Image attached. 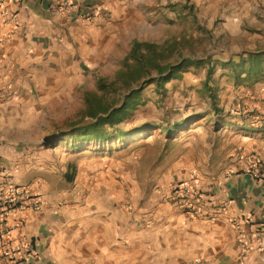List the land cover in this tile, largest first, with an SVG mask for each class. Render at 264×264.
<instances>
[{
	"label": "crops",
	"instance_id": "1",
	"mask_svg": "<svg viewBox=\"0 0 264 264\" xmlns=\"http://www.w3.org/2000/svg\"><path fill=\"white\" fill-rule=\"evenodd\" d=\"M151 2L75 0L63 15L49 0L0 5V171L42 200L38 210L25 207L9 217L8 239L34 249L27 264H264V242L259 245L257 236L264 232V179L245 171L253 155L264 162V128L242 129L231 116L224 119L232 101L264 99V76L246 72L236 88L226 87L233 99L222 100L219 112H212L220 117L219 140L192 134L168 157L158 155L157 180L151 189L152 179L147 181L140 202L124 195L131 187L127 182L116 189L114 175L120 171L108 157H80L59 169L48 162L46 141L81 95L84 81L97 76L112 52L126 46L127 53L133 39L148 41L132 39L131 32L151 27L146 10ZM230 2L234 8L218 33L226 44L216 50L239 53L221 61L247 68L250 55L264 52V17L256 13V0ZM124 166L135 170L132 162ZM192 170L222 204L212 218L185 213L163 198ZM120 174L130 176L125 169ZM246 214L254 216V224L243 227L250 251L240 263L241 239L231 219Z\"/></svg>",
	"mask_w": 264,
	"mask_h": 264
},
{
	"label": "rangeland",
	"instance_id": "2",
	"mask_svg": "<svg viewBox=\"0 0 264 264\" xmlns=\"http://www.w3.org/2000/svg\"><path fill=\"white\" fill-rule=\"evenodd\" d=\"M151 1L146 5V10L150 12L148 21L151 27L145 33L140 32L139 28H132L131 38L145 39L159 45L164 42L180 41L177 52L168 60L172 64H177L182 59L200 61L210 58L213 65L210 85L214 90L218 109L222 100L233 99L231 93H226V87L236 88L239 85L237 83H240L243 77L241 75L246 73L247 68L240 64H236V67H228L221 61L227 56L237 59L236 56L239 53L230 54V51L224 53L216 50L218 47L224 48L226 44L225 39L223 41L218 33L222 24L226 23L225 16L233 10V3L230 0ZM256 1L258 2L256 13L264 17V0ZM158 19H161L162 25L158 23ZM216 35L219 36L216 37ZM125 54L126 46L112 52L105 65L99 67L97 76L93 73L90 79L84 81L81 95H78L64 112L65 116H62L53 126L54 137L48 138L46 143H50L48 153L52 158L48 162L57 169L65 161L76 163L80 157L91 155H96V159L108 157L114 160V166L118 167L117 171L122 172V169H125L130 174L128 178L120 172L115 174L114 185L118 189L117 185L126 182L130 184L129 191L127 187L124 188V195L131 193L135 196L133 198L135 203L140 202L143 193L148 188H146L147 181L152 179L148 183L151 189L157 180L158 172L155 174L154 172L161 168L159 161L155 163L158 155L161 153L168 157L169 152L174 150L177 144L179 145L192 134L201 135L203 140L216 135V139L219 140L221 138L218 130L220 117L212 113L208 95L203 88L208 65L191 62L180 69L179 78H174L165 84L163 93L158 92L154 83H146L148 79L155 76L154 71L149 78H144L139 85L133 86L132 89H141L136 100V108L126 120L115 127L105 126L110 133L106 141L97 142L86 137L74 138L68 135L65 138L67 140L57 142L56 138L69 133L72 128H78L84 123L93 121L90 117H84L82 121L80 118L81 111L86 107L85 92L105 95L109 103H117L115 106L120 105L122 99L124 100L129 94L131 89L128 91L121 87L102 92L97 84L98 78H103L106 82L116 79V73L121 68V58ZM259 76H264V71ZM224 77L227 79L222 80ZM142 81H144L143 85H141ZM217 95H220L219 98ZM262 111H264V99L262 98L255 103L232 101L224 119L231 116V120L233 119L232 121L242 129L252 126L264 128V122L260 120ZM78 121L80 122L77 123ZM73 123L77 124L73 126ZM202 126L204 130L199 128ZM74 144L76 147L73 146ZM68 157L70 159L67 160ZM128 162H132V166L135 165V170L133 167L126 169L128 167L124 165ZM167 163L164 161L162 166ZM191 172L199 175L196 170ZM147 173L152 178H146ZM117 193L118 190H116V198Z\"/></svg>",
	"mask_w": 264,
	"mask_h": 264
},
{
	"label": "trees",
	"instance_id": "3",
	"mask_svg": "<svg viewBox=\"0 0 264 264\" xmlns=\"http://www.w3.org/2000/svg\"><path fill=\"white\" fill-rule=\"evenodd\" d=\"M180 41L164 42L162 45L150 41H138L133 39L129 51L122 59L121 68L116 73V79L106 82L103 78L97 79V84L102 92L110 89H119L120 87L130 90L135 85H139L144 78H149L152 71L155 76L148 79L146 83H154L158 92H165V84L174 78H179V71L188 63H206L208 65L203 82L204 91L207 93L212 110L219 112L216 97L213 88L210 85L213 65L211 59L207 58L200 61L191 59H182L177 64L169 62V58L177 52ZM247 74L259 76L264 71V52L254 53L248 59ZM226 65V64H225ZM231 67H236V63L232 62ZM119 87H117V85ZM117 87V88H116ZM139 89L127 94L120 104L109 103L105 95H96L95 93L85 92L84 100L86 107L81 111L80 118L90 117L93 121L84 123L78 128H72L66 136H74V138H88L95 141H106L110 133L105 128L115 127L122 121L126 120L132 111L136 108V100L140 93ZM78 121L77 123H79ZM77 123H73V126ZM125 135V134H124ZM121 135V136H124ZM118 138V137H117ZM76 147V145H73ZM69 179V177H68Z\"/></svg>",
	"mask_w": 264,
	"mask_h": 264
},
{
	"label": "built area",
	"instance_id": "4",
	"mask_svg": "<svg viewBox=\"0 0 264 264\" xmlns=\"http://www.w3.org/2000/svg\"><path fill=\"white\" fill-rule=\"evenodd\" d=\"M6 0H0V5ZM75 0H49L54 11L58 15L74 8ZM0 39V55L2 49ZM264 122V111L260 115ZM245 171L254 179H264V162L257 156H251L246 164ZM214 193L210 188L199 183L198 175L190 172L187 179L178 182L163 198L173 201L182 211L190 215L201 213L206 218H212L214 214L222 209V204L214 199ZM162 197V196H161ZM42 200L39 194L32 192L26 186L13 183L9 176L0 171V264H27L31 259L34 249L31 244H15L8 237L12 230L9 217L16 211L25 207L36 211L40 208ZM211 208V212L206 211ZM231 224L237 229L241 239L242 252L240 263H242L250 251V243L245 238L243 227L254 224V216L251 214L242 215L231 219ZM259 245L264 242V232H258Z\"/></svg>",
	"mask_w": 264,
	"mask_h": 264
},
{
	"label": "water",
	"instance_id": "5",
	"mask_svg": "<svg viewBox=\"0 0 264 264\" xmlns=\"http://www.w3.org/2000/svg\"><path fill=\"white\" fill-rule=\"evenodd\" d=\"M143 83H144V81L141 82V85H143ZM141 85H140V86H141ZM132 91H133V89H131V90L129 91V93H131ZM122 102H123V99H122L121 103H122ZM121 103H120V104H121ZM118 106H120V105H118ZM118 106H115L114 108H116V107H118Z\"/></svg>",
	"mask_w": 264,
	"mask_h": 264
}]
</instances>
